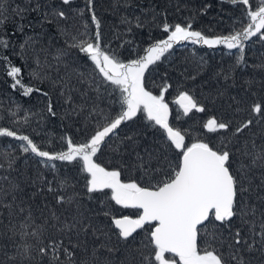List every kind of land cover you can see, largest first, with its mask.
<instances>
[{
  "label": "trees",
  "instance_id": "16d2710c",
  "mask_svg": "<svg viewBox=\"0 0 264 264\" xmlns=\"http://www.w3.org/2000/svg\"><path fill=\"white\" fill-rule=\"evenodd\" d=\"M258 2L250 0V5L254 8ZM3 7L8 19L0 28V36L7 35L10 47L0 49V127L28 135L42 150L50 152L66 150L68 138L74 143L84 142L98 125L105 122L102 116H114L120 109L119 90L103 82L91 61L78 48L70 46L94 37L93 12L100 21L102 47L116 51L125 62L144 55V49L166 38L162 28L165 21L170 25L190 22L194 30L210 38L228 35L234 29L239 31L249 22L243 11L249 6L233 5L228 0H92L90 6L87 0H70L67 5L62 0H6ZM17 7L27 10L23 19L13 11ZM54 10L65 12L67 19L54 15ZM124 18L130 20L131 25L123 23ZM136 18L140 19L141 27H136ZM20 25H23L22 31ZM73 37H76L75 41ZM61 51L63 55L57 59ZM4 56L12 65L21 68L23 83L34 89L30 95L24 96L22 90L11 87L13 80L6 74L9 65L2 59ZM239 56V50H229L223 45L209 48L182 42L149 66L144 81L146 90L154 95L163 92L169 105V122L186 134V144L203 140L210 146L220 147L225 137L230 139L232 142L228 147L235 153L233 167L242 159L245 164L250 162V158L243 157L238 151L243 149L245 142H248L249 149L253 140L258 148L264 144V116L253 111V107L260 104L264 112V39L254 36L245 41L242 61ZM61 78L65 82L63 87ZM181 92L192 95L205 111L193 110L185 116L176 103ZM49 104L52 112L48 111ZM213 117L231 121L230 130L209 133L204 124ZM248 120L253 123L243 133L234 136V129ZM20 144L14 138L0 137V261L13 264L8 257L16 255L14 243L26 242L33 245L31 256L18 257L15 264H49L51 253L41 257L34 238L21 240L10 231L13 224L18 226L24 219L28 208H31L35 223L41 224L48 215V209L44 207L47 204L58 214L63 212L69 222V213L77 214L78 211L84 224L92 225L86 234L81 232L78 239L75 235L72 237L73 243L81 244L80 248L72 249L76 264L82 260L89 261V264H146V256L155 264L146 231L138 230L134 234L136 240L133 242L130 238L125 243L118 241L117 230L111 225L113 216L132 215L135 218L137 210L115 205L110 200V190L88 193L86 174L79 170L77 163H41V158L34 154L23 153ZM177 152L174 147L169 148L162 130L147 121L143 113H138L132 121L123 123L116 130V134L102 146L96 160L109 170H120L124 181L137 180L143 184L147 178L142 179L140 165L148 160V153L153 157L152 168L159 167L158 156L160 164L167 168L165 155L174 165ZM52 164L56 166L54 169ZM262 172L264 169L254 168L249 174L253 177V186L260 184ZM61 180L67 181L64 189L59 187ZM49 182L56 191H48ZM13 186L18 188L13 191ZM259 194L264 195V189L259 190ZM57 195L66 199L74 197L73 203L57 205ZM255 195L249 198V203L256 202ZM4 204H12L13 209L10 211L2 206ZM17 205L26 211L20 213ZM105 212L112 215L105 216ZM239 227V220L234 219L232 230ZM94 229L97 230L95 235ZM213 231L211 226L201 231V247L205 242H212ZM222 231L228 234L227 229ZM244 231L247 232V227ZM41 239L46 245L47 239ZM64 243L71 247L66 239ZM108 248L114 250L110 252ZM221 251L227 254V245ZM166 258L174 257L166 254ZM244 258L250 264H264V254L255 249L245 252ZM60 260L68 264L65 256L61 255ZM228 264L234 262L229 258Z\"/></svg>",
  "mask_w": 264,
  "mask_h": 264
},
{
  "label": "snow or ice",
  "instance_id": "6c2138e0",
  "mask_svg": "<svg viewBox=\"0 0 264 264\" xmlns=\"http://www.w3.org/2000/svg\"><path fill=\"white\" fill-rule=\"evenodd\" d=\"M62 2L67 5L70 0H62ZM228 2L233 5L249 6L243 10L249 22L241 30L234 29L228 35L210 38L201 31L194 30L190 22L183 25L180 23L170 25L165 21L162 28L167 34L166 38L152 43L143 50L144 55L127 62L122 60L116 51L102 47L100 21L93 12L91 21L96 27L94 37L70 46L78 48L79 52L91 61L103 82L110 83L119 90V111L114 116H102L105 122L98 125L84 142L74 143L68 138L66 150L58 152L42 150L41 146L28 135L0 127V137H11L20 141L23 153L34 154L41 158V163L53 161L77 163L79 170L86 174L88 193H104V190H110V200L114 201L115 205H120L124 209L137 210L135 218L132 215H121L119 218L113 216L111 225L117 230L115 235L118 241L122 240L125 243L130 238L134 242L136 240L134 234L138 230L146 231L153 249L155 264H228L229 258L234 264H250L244 258L245 252L255 249L264 254V207H260L264 205V195L259 194V190L264 189V172L261 173L260 184L255 186H253V177L249 175L254 168L264 169V144L258 148L253 140L249 149L248 142H245L243 149L238 151L243 157L250 158V162L245 164L242 159L236 167H233L235 153L228 147L232 141L227 137L222 140L220 147L210 146L203 140L186 144V134L169 122L170 110L163 92L160 95H154L146 90L144 83L149 66L156 64L174 45L186 41L206 45L209 48L223 45L229 50L237 49L240 53L238 59L242 61L245 41L254 36L264 39V0H259L254 8L250 5V0H228ZM3 3H6V0L0 2V28L8 19L4 15ZM87 4L90 6L92 0H87ZM13 11L23 19V14L27 10L17 7ZM54 15L67 19L63 11L54 10ZM136 20V27H141L140 19L136 18ZM123 23L131 25L132 22L124 18ZM19 29L22 31L23 25H20ZM85 29L87 30V23H85ZM128 30L131 31V27ZM73 40L75 41L76 37H73ZM8 47H10V40L7 35L0 36V49ZM23 47L24 45H21V48ZM61 55H63L62 51L56 58L59 59ZM2 59L9 65L6 68V74L13 80L11 87L22 90L24 96L30 95L34 89L23 83L21 68L12 65L7 56ZM60 83L62 87L65 86L64 78L60 79ZM176 103L185 116L193 110L205 111V108L188 92H181ZM48 111L52 112L51 104ZM253 111L264 116L260 104H256ZM138 113H143L147 121L162 130L169 148L174 147L178 150L174 165L165 155L167 168L160 164L159 156L156 157L159 167L152 168L150 162L153 157L151 153H148V160L140 165L143 168L142 179L147 178L143 184L137 180L124 181L120 170H109L96 160L102 146L116 134V130L123 123L132 121ZM52 114L55 115L54 112ZM252 123V120H248L236 127L233 135L243 133ZM204 128L209 133H226L231 128V121L213 117L207 120ZM128 139L132 138L128 137ZM51 167L54 169L56 166L52 164ZM51 183L49 182L48 191L54 192L56 189L51 186ZM59 187L66 188L67 181L61 180ZM17 188L18 186H13V191ZM254 193L256 202L249 203V198ZM15 199L13 195V201ZM73 200L74 197L66 199L63 195H57L56 204H72ZM2 206L10 211L13 209L12 204ZM16 207L19 208L20 213L26 211L24 207L19 205ZM44 207L48 209V215L41 224L35 223L31 208H28L24 219L18 226L13 224L10 231L13 232V236L18 235L21 240L28 237L34 238L41 257H47L51 253L49 264H64L60 260L61 255L68 258V264H76L75 252L72 249L80 248L81 244L73 243L72 237L75 235L78 239L80 233L86 234L92 225L84 224L78 211L77 214L69 213L71 215V222H69L63 212L58 214L55 208L47 204ZM65 211L68 210L65 209ZM104 215L112 214L105 212ZM62 216H64L63 219ZM234 219L239 220L241 227L233 231ZM210 226L214 229L211 233L212 242H205L201 247L199 243L201 231H206ZM245 227L247 232L244 231ZM222 229H227L228 234L225 235ZM96 231V229L93 230V235ZM45 233L48 235L45 236ZM42 237L47 239L46 245ZM65 239L71 247L65 245ZM225 245L228 248L227 254L221 251ZM14 247L17 250L16 255L8 257V261L15 264L18 257L30 258L33 245L26 242L14 243ZM113 250L108 248L110 252ZM166 254H172L174 258L167 259ZM175 257H178V260ZM144 260L146 264H153L147 256ZM0 264L5 262L0 261ZM80 264H89V261L82 260Z\"/></svg>",
  "mask_w": 264,
  "mask_h": 264
},
{
  "label": "water",
  "instance_id": "95a60500",
  "mask_svg": "<svg viewBox=\"0 0 264 264\" xmlns=\"http://www.w3.org/2000/svg\"><path fill=\"white\" fill-rule=\"evenodd\" d=\"M172 255V254H171Z\"/></svg>",
  "mask_w": 264,
  "mask_h": 264
}]
</instances>
